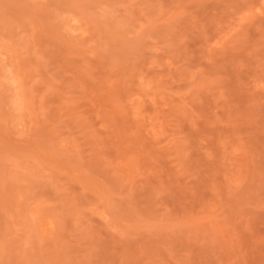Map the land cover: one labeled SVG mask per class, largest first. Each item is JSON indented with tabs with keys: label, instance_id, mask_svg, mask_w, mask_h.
<instances>
[{
	"label": "rangeland",
	"instance_id": "1",
	"mask_svg": "<svg viewBox=\"0 0 264 264\" xmlns=\"http://www.w3.org/2000/svg\"><path fill=\"white\" fill-rule=\"evenodd\" d=\"M0 264H264V0H0Z\"/></svg>",
	"mask_w": 264,
	"mask_h": 264
}]
</instances>
